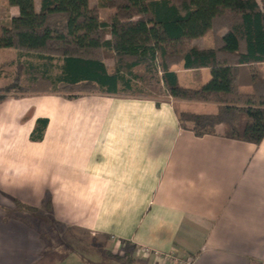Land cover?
Wrapping results in <instances>:
<instances>
[{
  "label": "crops",
  "instance_id": "1",
  "mask_svg": "<svg viewBox=\"0 0 264 264\" xmlns=\"http://www.w3.org/2000/svg\"><path fill=\"white\" fill-rule=\"evenodd\" d=\"M171 70L186 87L210 77L206 67ZM163 93H34L0 102V264H44L47 242L33 216L69 249L88 246L93 264H176L155 252L191 264H264V137L228 138L222 126L196 136L175 113L187 101ZM41 117L43 138L31 140Z\"/></svg>",
  "mask_w": 264,
  "mask_h": 264
},
{
  "label": "trees",
  "instance_id": "2",
  "mask_svg": "<svg viewBox=\"0 0 264 264\" xmlns=\"http://www.w3.org/2000/svg\"><path fill=\"white\" fill-rule=\"evenodd\" d=\"M17 14L1 26L0 48L16 57L0 102L34 93L68 99L100 92L148 95L157 85L172 100L210 102L212 112L175 109L196 136L219 134L254 144L264 137V0H7ZM100 8L110 13L100 18ZM209 48L194 40L215 33ZM208 68L200 87L178 83L171 66ZM143 66L139 75L134 68ZM247 119L241 129V116ZM47 118L36 119L31 140L43 138ZM20 211H36L17 202ZM113 255V254H112ZM126 260V254H114Z\"/></svg>",
  "mask_w": 264,
  "mask_h": 264
},
{
  "label": "rangeland",
  "instance_id": "3",
  "mask_svg": "<svg viewBox=\"0 0 264 264\" xmlns=\"http://www.w3.org/2000/svg\"><path fill=\"white\" fill-rule=\"evenodd\" d=\"M99 0H90V5L97 4ZM14 6L9 5L7 0H0V31L2 25H7L11 15L15 12ZM100 18L105 19L112 11L107 8H100ZM224 30L215 33L214 31H209L204 36L199 37L196 42L199 45H212L214 43L215 37L219 34L223 33ZM16 50L13 48H0V63L2 61L10 60L16 57ZM13 67H8L4 73L0 75V86L7 84L11 80V72ZM150 95L157 96L159 98L164 97V93L162 89H160L157 85H150L147 87ZM182 107L180 106V109ZM184 109L192 110V111H212L214 108L213 103L206 102H194L187 101L183 106ZM182 109V110H184ZM246 115L243 114L239 120V127L242 129L246 122ZM30 221L39 229L47 242V254L44 255V264H93L91 262L92 256L86 254L85 244L81 243V246H74L73 249H69L67 245L62 243V239L59 235V231L56 229H52L51 226H48V221H43L42 218L38 216H33L29 218ZM89 248V247H88ZM99 257V253H98ZM99 264H128L126 262H116L110 257H104Z\"/></svg>",
  "mask_w": 264,
  "mask_h": 264
},
{
  "label": "built area",
  "instance_id": "4",
  "mask_svg": "<svg viewBox=\"0 0 264 264\" xmlns=\"http://www.w3.org/2000/svg\"><path fill=\"white\" fill-rule=\"evenodd\" d=\"M144 252L148 253L149 249L145 248ZM155 253H156V256H158V258H160L162 260H170L176 264H191V261L188 258H180L177 256H172V254H167V253H163V254L158 253V252H155Z\"/></svg>",
  "mask_w": 264,
  "mask_h": 264
}]
</instances>
